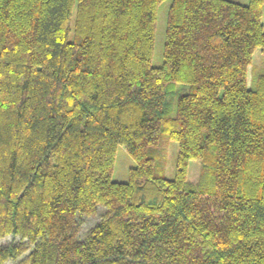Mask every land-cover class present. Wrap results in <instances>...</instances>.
Returning a JSON list of instances; mask_svg holds the SVG:
<instances>
[{"label":"trees","instance_id":"16d2710c","mask_svg":"<svg viewBox=\"0 0 264 264\" xmlns=\"http://www.w3.org/2000/svg\"><path fill=\"white\" fill-rule=\"evenodd\" d=\"M162 1L0 0V264H264V0Z\"/></svg>","mask_w":264,"mask_h":264},{"label":"rangeland","instance_id":"374dc122","mask_svg":"<svg viewBox=\"0 0 264 264\" xmlns=\"http://www.w3.org/2000/svg\"><path fill=\"white\" fill-rule=\"evenodd\" d=\"M242 4H249L250 0H233ZM171 0H164L158 7L157 12V25L155 33V44L152 56V64L154 66H161L164 62V46L166 38L167 18L169 13V5ZM264 24V14H263ZM264 73V52L257 48L253 54V62L249 68L248 83L249 86L254 87L252 81L256 77V74ZM181 93L186 92V87L178 86ZM162 159L164 161V175L167 178H174L176 173V162L179 151V143L169 139L168 137H162L160 147H158ZM135 161L128 153L124 145H118L115 165L113 168L112 179L115 181H128L129 170L134 167ZM202 162L199 159L191 160L189 164L188 182L193 186H197L201 179ZM5 241V240H4ZM0 240V244L4 242Z\"/></svg>","mask_w":264,"mask_h":264}]
</instances>
